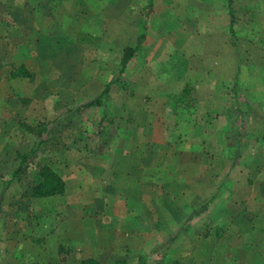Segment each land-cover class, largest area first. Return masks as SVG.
<instances>
[{
    "label": "rangeland",
    "instance_id": "obj_1",
    "mask_svg": "<svg viewBox=\"0 0 264 264\" xmlns=\"http://www.w3.org/2000/svg\"><path fill=\"white\" fill-rule=\"evenodd\" d=\"M62 1L41 7L40 0H0V76L12 63L27 64L33 74L29 79L0 80V158L7 159L4 167L0 165V190L19 165L17 154H28L18 179L1 198V210L10 212H1L0 217L15 219L20 227L15 231L20 233L21 220L28 222L33 213L44 210L65 222L60 209L67 208V217L88 220L78 228L81 235L83 229H92L90 218L96 219V214L103 216L100 223H111L108 215L116 216L115 235L110 236L119 247L101 251V264H120L139 256L143 264H264V0H79L77 6L76 0ZM85 9L95 15L91 22ZM80 10L83 17L77 18L75 12ZM88 27L101 32L94 44L90 35L79 33ZM138 42V53L111 86L105 104L81 111L101 95L108 80L118 76L124 48L132 49ZM106 60L111 68L101 66ZM235 78L242 95L240 106L251 105L249 136L244 135L238 147L237 162L226 149L230 143L223 136L225 117L218 115V103L224 107L229 101ZM166 80L171 82L166 104H176L172 118L188 121L183 139L199 147L194 153L197 161L177 180L183 184L172 187L173 194L166 193L168 187L166 192L160 190L153 178L138 179L133 190L118 178V187H103L111 180L102 172L114 167L113 156L124 150L120 143L138 139L145 144L153 136L168 140L164 127L169 122L150 124L151 116L146 114L139 122L127 106L133 101L137 108L157 114L158 97L163 94L148 93L156 86L166 93L162 88ZM186 84L194 91L188 100L177 102ZM137 88V94L129 97ZM42 124L48 130L41 136L46 143L32 153L37 140L30 129ZM173 131H168L169 143L178 140ZM171 150L176 148L165 146L158 153L167 155ZM104 156L110 160L107 164ZM192 157L182 158L189 163ZM163 159L170 163V157ZM37 163L64 176L67 194L62 201L60 195L57 201L30 196L37 183ZM196 167L201 169L192 170ZM76 178L82 189L73 193ZM88 182L92 190L86 189ZM122 186L128 187V195ZM74 199L82 202L79 210L77 205L70 208ZM209 199L205 215L171 240L187 215ZM65 244L60 247L70 246ZM0 250L2 254L4 244ZM6 260L3 256L1 263Z\"/></svg>",
    "mask_w": 264,
    "mask_h": 264
},
{
    "label": "crops",
    "instance_id": "obj_2",
    "mask_svg": "<svg viewBox=\"0 0 264 264\" xmlns=\"http://www.w3.org/2000/svg\"><path fill=\"white\" fill-rule=\"evenodd\" d=\"M27 1L29 3H31L32 0H27ZM59 1L63 2L62 0H40L39 5L41 7H46L50 4L54 5L55 3H58ZM82 1H84V0H80V2H82ZM97 1H100L102 3H106V0H97ZM77 3H79V0L78 1L76 0V6H77ZM80 6H82V3H80ZM87 7H88V5H86V8ZM149 7L151 9L150 11L152 12L151 4H149ZM85 10L87 13L86 17H88V21L91 22L92 19H95L94 14L88 13L87 9H85ZM104 11H106V10H104ZM79 13H81V10L78 11V13L75 12V15L78 14L77 18L83 17V16H79L80 15ZM103 18H105V17L103 16ZM15 23L17 24V22H15ZM87 23L89 26L90 23L89 22H87ZM6 26L8 27L9 25L6 24ZM70 29H72V26H70ZM79 33H84V34L90 35L89 37L92 38L93 44L96 43L95 42V39L97 38L96 33H100V38H101V32H99V30L96 31V29H94V28L89 29V27H88L87 30L79 31ZM102 42H104L102 45L109 44L108 42H105V41H102ZM69 43H70V41H69ZM64 45H66V44H64ZM69 46L70 45H68V47ZM139 46L136 49V51L139 49ZM106 49L108 51L111 50L110 44L108 47L106 46ZM124 50H125V48H124ZM136 53H138V52H136ZM142 55H138V56H142ZM107 56H109V53L107 54ZM130 60L131 59H129L126 62L123 72H120V68H119L118 76H116L113 80H108L106 84H108L111 81L114 82L113 84L118 83L119 78L121 77L120 75L126 71V68L128 66V63L130 62ZM24 65H26L28 68L27 64H24ZM101 66L111 68V61L106 60L105 62H102ZM119 66L121 67V59L119 62ZM181 75L182 74H180L179 76H181ZM14 80H17V79H14ZM14 80H11V81H14ZM172 80L177 81V78L172 79ZM170 86H171V82L166 80V84H164V86L162 87L163 91H165L166 93H163V92L161 93V91L159 90L160 89L159 86L155 87L154 92L148 93L149 96H152L153 94H154V96H159V95L163 94V95L158 97V103L160 105L158 106V111L155 112L157 114H154V113L147 111L145 109L142 110L141 108H137L134 105L133 101H131V103H128L129 105H127V106H130V108H129L130 112L132 115L135 116V119H138L139 117L142 118L141 116L146 114V115L151 116V119L149 120L150 124L154 125V123H155L156 125H161L160 122H165V121L169 122L164 127V132H167V134H166L167 138L166 139L169 140V138L172 137V136H170V133H168V131L174 130L173 135L175 136V139L178 138V140L176 142L169 143L168 140H165V139H164L165 141H158V139H156V137L153 136L150 139L149 143H145V144L140 143V141H138V139L131 140L129 143H126V142L120 143V145H122V147H124V150L121 151L122 154H120L118 156H113V159L115 160L114 161V164H115L114 167H112L110 169L111 171H109V167L104 168V171L102 172L105 177H107L111 180L110 182H108L105 185L103 183V185H104L103 187H105V188H107V187L112 188L113 186L118 187V184H116V181H115V179L118 178L119 179L118 182L125 181V182L129 183L128 184L130 187L129 189L133 190L134 185L137 186V180L138 179L153 178L154 181L156 180L154 183L159 182V184H155V185L156 186L158 185V188L160 190L165 191V190H167L166 188L168 187L170 192L169 191H167V192L165 191V192L167 194H173L174 192H173L172 187H180L183 184L177 180H182L184 175L186 174V168H189V164L193 161L194 162L197 161L195 159V156L197 154H194V153H196L198 151L199 147L197 146L196 143L190 144L187 141H184V139H183L185 131L190 128L188 121L187 120L185 121L184 118L183 119H178V118L175 119V118L171 117V114H173L172 108L176 109V104L171 103V107H170L169 104L168 105L166 104L167 100L165 101V99H167V98L170 99V95H169L171 93V91L169 90ZM104 88H105V86H104ZM186 88H188V89L190 88V90H191L190 93H192L194 91V87H191L187 84L184 85L182 90H181V93L179 94L180 96H178L179 100H177V102H181L184 99L188 100V96L190 95V93L185 95V93H186L185 89ZM137 92H138V88L135 89V92L130 93L129 97H131V96L134 97V94H137ZM102 93H103V91H102ZM154 98H156V97H154ZM153 115H155L156 117L154 118ZM139 122H141V119L139 120ZM157 122H159V123H157ZM150 135H151V133H150ZM162 142H165V143H162ZM164 145L166 147L167 146L170 147L171 145H173V147L176 148V150L175 151H172V150L168 151L167 155H163L161 153H158L161 149H163L165 147ZM186 147L188 148V150H186ZM147 150H148L149 154L141 153V152H147ZM186 155L189 158L192 157V155H194V157L191 158L189 163H186V160H184L182 158ZM17 156H19V155L17 154ZM163 157H170V163H165V159H163ZM6 160L7 159H5V158L4 159L0 158V165L2 164V166L4 167V165L7 164L5 162ZM103 160H104L103 164H105L106 161L107 162L110 161V160L108 161V157L105 158V156H104ZM18 162H20V159ZM196 168L197 169L193 168L192 170L197 171V170L201 169L200 167H196ZM53 170L64 180V183H65V190L62 194H60V199L62 201V196H64V194H67V190H66L67 184L65 182L66 180L64 179L63 175L59 174L56 171V169H53ZM146 173L151 175V176L150 177L144 176V175H146ZM78 177H79V171H78ZM199 178L200 177H198V179ZM75 180H76V184H75V186H73V193H75V191H77V190L82 189L80 187V186H82V181H80L78 178H76ZM113 182H114V184H113ZM87 185H88L86 188L87 190L93 189L90 186L91 182H88ZM98 186L99 185H96L95 188ZM122 188L125 189L124 192H126V193H127V191H130L129 189H127L128 187L122 186ZM2 190H3V188L0 190V192ZM94 192H95V189H94ZM127 195H128V193H127ZM49 198L56 199V201H57V199H59V195H54L51 197H44V198H35V199L38 201H42V200L49 199ZM66 199L67 198L64 197V200H66ZM74 201L75 202L70 203V208L73 209V205H77V209L79 210L78 207L82 202L76 201L75 199H74ZM106 203H108V197H106L104 199V204H103V209L105 210L104 217L107 220V218H106L108 215L107 211H108V209L110 210V208H109V206L108 207L105 206ZM5 206L7 208H9L12 205L6 204ZM62 206H64V205H61V207ZM38 210H40V209L38 208ZM60 210L63 212V214H65V218H66L65 222H63V220L61 221V219H58L56 217H53L51 215H47V214L43 213L44 210L37 211V213H33V215L30 216L32 218H28L29 219L28 222L26 219L21 220L22 231H20V233L15 231L16 229L20 230L19 226H17V227L15 226V223H14L15 219L13 220V218H9V216L5 217V214L10 212V210H8V212L6 211V209L1 210L0 214H1V212H5V211H6V213L4 215H2L4 217H0V245L4 244V246H5V250L2 252V254H0V264H4V263H1L3 256H7V260H6L5 264H11L12 259H10L9 257H13V259H14L13 261L15 262V264H80V261L87 260V259H94L98 262V264H101L100 258L102 256H100V255L102 252H104L103 250L110 251L112 248L119 247V245H115V242H116L115 239H111V236L115 235L114 230H112V228L115 229V226H117L116 224H117L118 218H116V216L108 215V217H110L111 223H108L107 221H106L107 223H100V221L102 219L101 217H103V216L98 215L99 213L96 214L94 216V218L96 217V219L90 218L92 220V222L94 223V224H91L92 229H90V230L83 229L81 235H79L77 233V232H79L78 231L79 226L81 224H83V226H84L88 220L84 219V218L82 219L81 217H78V216H72V215H70V216L68 215L69 217H67V214H66L67 208H62ZM87 210H88V208H87ZM81 211H84V208H83V210L81 209ZM71 214H73V213H71ZM76 215H78V214H76ZM204 215H200L199 217L192 219L188 224H185L184 226H186V228L189 227V225L193 224L194 221L198 222L201 219V217ZM133 220H134V222H136L135 219H133ZM133 220H132V222H133ZM25 221L27 223H25ZM183 223L181 222V224H183ZM133 225H136V223H133ZM99 227H100V229H99ZM60 229H62V232H60ZM58 230H59V232H58ZM184 231H186V230H184ZM182 233H183V231H182ZM207 233L208 232H206L205 234L207 235ZM105 237H106V239H105ZM80 240H82V244H80V242H79ZM65 242H67L68 244L70 243V246L68 248L65 247L66 246ZM63 245H65L64 248H61V247H63ZM77 250H78V252H77ZM16 251H19L20 254H17ZM73 252H74V254L78 253V255L76 254L73 257V255H72ZM75 256H77V257H75ZM135 258L133 259L132 257H130V259H129L130 261L125 260V261L120 262V264H134V260L139 261L141 259L140 256L135 257ZM137 264H139V263L137 262Z\"/></svg>",
    "mask_w": 264,
    "mask_h": 264
},
{
    "label": "trees",
    "instance_id": "obj_3",
    "mask_svg": "<svg viewBox=\"0 0 264 264\" xmlns=\"http://www.w3.org/2000/svg\"><path fill=\"white\" fill-rule=\"evenodd\" d=\"M141 38H143L142 35H140V39ZM139 44L140 43L138 42L137 45L132 49L125 48L123 52V56L121 58L120 72H123L126 62L133 57V54L138 48ZM32 76L33 74L30 72V70L27 68L26 65L24 64L18 65L12 63L9 65V68L3 73V76H0V80L2 79V77L5 80L9 81L14 79H29ZM113 83L114 82L111 81L108 84H106L103 93L97 99L89 102L88 104L83 105L82 108H80V110L83 111L84 109H88L89 107L102 105ZM234 83L235 84L231 88V94L229 95V99H228L229 101L226 104H224V107H222L221 103H218L219 104L218 115L225 117L226 129L223 132L224 133L223 136H224V141L230 143L226 145V149L229 151V154L233 156V162H237L239 159L238 147H240V145L243 143V140L245 138L244 135H247V137L249 136V132L247 131L248 130L247 120L249 116V111L251 109V105L250 103H246L245 105L246 107L244 109L242 108V106H240V102H241L240 99L242 95L238 91L239 82L237 78H235ZM185 90H186L185 95L189 94L191 91L190 88L189 89L186 88ZM30 131H35L33 132V135L37 140V147L35 148V150L32 151L33 153L38 150L39 146L45 145L46 142L42 139L41 136L44 132H47L48 130L46 128V125L42 124V128L40 127L37 130L30 129ZM234 136L239 137L240 139L234 142L235 140ZM27 156L28 154L18 156L20 159L19 165L17 166L16 169H14L10 173L11 175L8 181L3 182L4 186H3V190L0 192V203H1V198L5 194V190L7 189V187L10 186L13 180L18 179L19 173H21V171L23 170L22 168ZM36 169H37L36 172L37 183L30 190V196L32 198L51 197L54 195H60L64 192L65 190L64 180L52 168H50L47 165L37 163ZM210 201L212 200L209 199L206 202V204L203 205V207L201 206L199 209H195L189 215H187V217L184 220V223L180 224L179 229L176 232L171 233L169 238L171 240H174L176 237L180 236L182 233L181 230L186 229V226L184 225L188 224L192 219L202 215V213L205 211L204 208L210 205L209 204L211 203ZM80 264H98V262L94 259H87L80 261ZM139 264H143V261L141 259L139 260Z\"/></svg>",
    "mask_w": 264,
    "mask_h": 264
}]
</instances>
